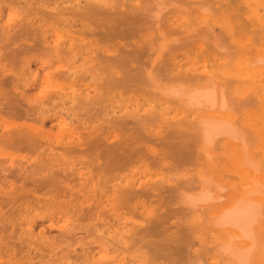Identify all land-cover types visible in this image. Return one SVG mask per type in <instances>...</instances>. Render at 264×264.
I'll return each instance as SVG.
<instances>
[{
  "label": "bare ground",
  "instance_id": "bare-ground-1",
  "mask_svg": "<svg viewBox=\"0 0 264 264\" xmlns=\"http://www.w3.org/2000/svg\"><path fill=\"white\" fill-rule=\"evenodd\" d=\"M2 1H7V0H2ZM8 1L10 2L9 7H8L9 11L7 13L9 15V18L4 20V15H3L4 8L0 6V18H3L5 22L0 26V32H2L1 33L2 35L0 34V41H3L2 44L0 43V48L2 50L4 48L6 50L8 47L10 48L12 42L14 41L13 39L15 40L20 39V41L25 39V42L20 43V41L18 42L17 40L16 44L18 45V48H16L15 50H11L12 51L11 56H9L10 54L8 56H6L5 53L1 54L2 51L0 49V86H5L6 84L8 85L9 82L14 83L16 80L20 81V84L18 86L16 85L13 86V88H16V90L19 88V86H21V84L23 85L24 88L27 86H35V87L37 86L38 87V85L43 87V85L47 86L51 84L54 88L57 89L56 90V93H58L57 96H60V97L52 98L51 100L52 103L55 104L57 100L58 101L60 100L61 102V103L56 104L53 110H56L58 107H60L61 110L64 111V112L60 110L55 111L54 115H55V118L57 119L56 122L58 123V120H59L62 123H66L67 126L65 129L63 128L60 129L58 133L56 134L50 133L49 131H44V129L42 130V132L39 133V137L42 139H47V141L55 139V142H58L61 144L60 147L62 148L63 152L61 151V153L59 152L60 154H58V152L56 151H60V150H56L57 147L55 148L49 143V147L47 148L51 150V153L50 152L45 153L43 151L44 157L41 158V160L39 159V161L38 159L34 161L36 164L34 163L32 165L31 163V165L26 166L25 164L20 163L17 166H14V164H11L7 167L1 166L0 167V179L6 181L9 176H12L11 173H14L13 175H18V172L23 173L22 175L28 172L42 173L46 170H50L54 168L55 166H59V167L64 166L65 168L61 169L62 173L66 171H70L69 173L78 174V179L79 181H81L79 184L71 186L70 188H67L68 190H65L66 186L64 187L65 189H62L63 193L64 192L67 193L68 191L69 194L67 195L69 197L75 196V199L67 200L66 196L62 197V199L64 200L61 201V204L63 203L64 206L66 205V207L69 206L72 211L70 212L68 211L66 213V215L64 216V220H63L65 224L60 225L59 227L60 228L69 227L68 230H71L70 228L72 227H74L72 229H77L79 227V225L77 224L75 225V222L74 223L69 222V219L67 217V215L69 216V213L73 214L72 216L74 217L79 216V214H81L80 216L84 217L85 221L86 219L93 220L92 223L96 220H104L105 223H103L102 226L95 225L93 223L95 225V226L93 225L94 230L96 231V233L99 232V234H96V235L94 234L97 239L91 244H94V243L98 244V246H100L101 249H103L104 251L108 253L109 257L106 258L104 262L95 260L92 257L91 247L88 246L89 243L85 241H78L77 244H79V248L81 250H79L80 252H77V250H75L76 251V255H75L76 263L80 261L79 264H141L144 261V258L146 256L145 252L139 251L143 247V245H140L142 243L141 241L143 240L141 239V236H140L143 230L138 229L139 225L137 226L135 222L128 223L129 221L128 222L124 221L119 226L117 223L121 221L120 218L122 217L119 214V210L125 207H128V210H129L130 209L129 206L133 200H138V199H157V200L164 199L165 200L164 195L166 193L179 191L181 194V201L183 203L181 208H183L182 210L187 211V216H189V214H191V216L199 215L198 218H200L204 213H206L205 214L206 216L208 215L207 216L208 221L207 220H204V221L209 222L213 229L214 233L211 235L212 245L210 247H206V246L203 247L201 243L200 248L201 249L204 248L203 250L206 252V254H211L210 256L213 262H210L209 264H249V262H251L250 259L254 256L253 255L251 257L254 251V248L256 247L255 250L258 249L256 245L259 244V241H260L259 236L264 235V171L260 169V167H262L259 165L262 163L261 160H260L261 163L259 164L255 163L250 156V153L247 148V144L245 142V136L243 135L244 133H242L236 125L237 124L236 122L238 120V116L236 112L239 111L238 106L240 108V106H243L244 104L246 105V103H243L242 105L240 103H242V100L245 99V96L247 94L250 95V93L248 92L256 91L254 102L255 104L260 105L261 107L260 109L262 113V123L263 124L260 128H255L254 131H255L256 136L260 137L259 146L258 147L256 146L257 154L259 156H263L262 161L264 164V86H261V84L264 83V54L259 53L257 55V58L253 59L247 53L250 49V45L248 47L247 45L242 44L240 42V44L242 45L240 44L234 45V47L237 48L236 56H240V57L239 58L232 57L228 55L227 52L226 54L224 51L223 47H225L226 43L223 47H219V44H217V41L215 40L214 46L209 47V45L211 44L207 43L209 42L207 41V39L210 38L209 35H211L212 32H209L211 33V34L208 33L209 35L208 34L202 35L201 33L202 36L200 40L198 39V37H197L198 40L197 39L193 40L195 41V47H197L202 52H205V53L207 52L208 53L207 55L215 57V61L217 63L215 65L212 64L214 65V67H211L212 69H208V66L205 64L204 67L200 68L201 70L198 68H189L186 71L185 70L183 71L182 66L176 63H172L173 68L165 69V68H168L167 65H165V64H168V60L167 61L165 60L167 63H164V64H163L164 60L160 63H157V59H152V58H150V60L148 61L142 60V53L144 52V49H146L145 46H142L143 43L138 44L137 46L134 47L133 51H130L128 53H125L124 51L119 50L120 52L118 53V56L111 55L110 49H105V47H100L102 45L101 43L103 44L105 43L104 39L108 41V42L106 41L107 43H110L112 40H117L120 37H122L125 32H134L136 28L140 26V25L137 26V23L139 21H136V20H140V18L143 16L142 11L144 12V10H146L145 8H143L144 10L142 9V11L138 14L139 9H140L139 6H130L128 5L127 2L120 3V1L122 0H25L23 3H22V0L21 2L20 1L16 2L13 0H8ZM222 1L223 0H214V1L213 0H193V2L190 4L193 6H196L197 10L200 11L201 13L200 18L202 19L200 23H206L207 19H209L210 21V18H211L207 16V13H209L210 11V9H208V6L210 7V5L213 4L212 2L222 3ZM232 1L235 2L236 0H229V2L233 4ZM239 1L243 2V5L245 3L246 7L250 10V14L248 15V18L251 20L252 25L253 26L258 25L259 27L258 29H252V32L258 34L260 39L263 40L264 39V27H263L264 25H263L262 19H264V17L261 18L258 15V11L254 8L255 6L252 2L251 3L246 2L245 0H239ZM239 1H237L238 4H239ZM220 5L222 6L223 4H220ZM224 6L225 5H223V7ZM229 6L230 4L228 5L227 8H229ZM172 8L174 7L172 6ZM212 8L214 9V7ZM235 8L236 7H234V9ZM157 9H158L157 11L156 9L154 10L156 12L152 11V13L151 12L150 13L156 14V15L158 14L160 17L159 13L162 11V8H160L161 11L159 8ZM221 9L222 7H219L217 9L218 11L216 10V12L219 14L221 11V14L223 17V14L228 13V9L227 10L226 9L221 10ZM179 11L181 12L180 9ZM184 12L186 13L187 11H183L181 12V14H184ZM190 12L196 13V11H191V9H190ZM190 12H187V13H190ZM231 16L232 15H229V17L224 16L222 18L223 20L222 22L223 24H225L224 27L226 28L227 31H232L235 28L232 23L234 21H232L233 18ZM155 17H158V16L154 15L153 18ZM145 18L147 19V16ZM155 19H152L149 22L151 21L154 22ZM211 19H213V17ZM191 21H192L191 23L189 21L190 24L185 23V25L188 26L189 29H192L193 25L191 26V24L192 23L194 24L193 19ZM209 21H208V24H210ZM251 22L249 24H251ZM234 23L236 24V21ZM155 24L159 25L157 21H155ZM173 25L175 24L173 23ZM197 25H200V24L196 23L195 26ZM126 26H129L127 31L124 30ZM148 27L150 28L151 26H148ZM158 27H161L162 29V26H158ZM29 28L33 29V33H30V32H28L29 34L26 33L27 29L29 30ZM212 28L213 26L211 27V29ZM236 29L238 30V27ZM21 31L24 32V34L22 36H19V33ZM165 32L163 33V32L158 31L157 34L155 32L156 36H154L152 39H150L147 42L149 45H151V47L148 48L149 52H154V54H158V52H160V50L163 48L162 46H164L162 45V41L166 40L167 37H169L168 35H171V32H169L168 35H166ZM172 32L178 33L177 29L176 31L172 30ZM185 33H187L188 37H191V38L198 35L196 31H195V35L193 34V36H192V33L190 32H183L182 35H184ZM86 35L94 37L93 40H96V38L99 37L101 45L97 46L96 48H93V46L96 45L94 42L90 43L91 47L89 44H87V46L79 45L77 42L79 41L83 42L85 40ZM260 39H258V41H261ZM6 40L8 41L11 40L10 46H9L8 41ZM4 41L7 43L8 47H5L6 43H4ZM252 43H256V42H252ZM258 43H261V42H258ZM166 44L167 43H165V45ZM256 44L254 45L256 46ZM1 45H4V46H1ZM260 45L262 46L263 44H260ZM88 46L90 47V50H87L89 49ZM83 47L85 48L82 49ZM229 47H232V46H229ZM99 49L102 50V53L101 54L99 53L93 56V54L96 53ZM26 51L28 53L31 51H37L39 53L36 55V58L40 63V69L36 73H34V71L31 68L32 67L31 63L33 62H31L30 58L22 56V54ZM233 56H234V53H233ZM50 57H52V59L49 60ZM182 59L184 60V58ZM6 60H8L7 63H10V64L11 62L12 63L14 62V64L19 62L21 65V68L19 69V71L18 72L15 71L16 69H14L12 66L8 68L10 65H7ZM158 64L160 65L162 64L161 67ZM157 66L160 67L159 68L160 70L158 69ZM14 67L17 68L16 66ZM52 67L57 68L55 72L56 74L53 76L55 78V81L51 80L52 75L54 74L50 72V69ZM162 67L164 68V70H162L163 69ZM40 70H42V72H40ZM10 72L14 76L12 77L13 79L7 77L8 73ZM138 80L144 81L146 84L145 85L146 89L144 90L150 93V95H152L154 98L158 99L159 104H160L158 105V108L154 110L146 111L142 109L143 107H140V104H138L137 106L134 105L135 107H133L132 110H129L128 108L121 109L120 115H118L119 110H117L111 104H110V107L111 106L112 107L110 110H107L108 107L106 108V106L104 108V103H105L104 101H106L108 96L110 98V95L111 93H113L114 90H120L124 88L129 89L132 86L133 91H134V88L136 87ZM227 80H232V82L234 83L236 82L238 84L239 82H244V81H247V82L250 81L252 83V85L251 86L249 85L248 88L245 89L244 86H242L243 87L242 89L244 90L242 89L236 90L234 94H231L232 96L234 95L233 98L235 97V100H236L235 105L229 103L230 101L228 100V95L230 94H227L226 88H225V85L227 84L225 83V85L223 86V82ZM256 82L259 85L254 87ZM133 83H135L136 85L133 86L132 85ZM41 87L40 88L38 87V89H41ZM139 87L140 86L137 87V90L143 91L142 89L143 87L142 88H139ZM229 89H232V88H229ZM259 92H262V94H259ZM4 93H2L3 97L0 100V105H7L6 110L12 111L13 110V107L11 105L12 103L7 101L6 94ZM46 95H44V93L40 94V96H38L35 100V101H40L39 102L40 109H42V111L41 112L39 111L40 112L39 114H40V118L44 125H45V120H48V118H50L49 113L50 112L52 113V110H50V107H48L49 102H46L44 100V97ZM249 95L246 96V99H245L246 102L248 101L247 98L248 97L251 98L250 96H252L253 94L250 96ZM20 96L23 97L25 100H28V101L31 100L29 98V95L26 89H23V91L20 92ZM67 97L69 98L65 99ZM252 100L253 99L251 100L249 99L250 102H252ZM254 102H252V104H249V103L247 104L254 106L255 105L253 104ZM107 103H105V105ZM167 104L168 106L162 107ZM68 105L70 106L67 107ZM173 105L178 106L182 111H184V113L186 114L185 116L186 120L191 119L190 121L187 120L188 122L186 123L188 124L190 129H193V128L196 129V132H197L196 135H194V133H191V134L189 133L191 137H193V141L189 138L187 141L176 142V133H180V134L181 132L183 133L182 130L184 128L182 129V126H183L182 124L185 123V120H180L176 122V121H172L173 119L171 120L165 117L164 111L169 110L171 106L173 107ZM87 106H89V108L90 107L92 108H90V110L87 112L86 115H88L90 111L94 110L95 106L100 107V109L95 110V112L98 111L99 114L102 115V117L98 119V121H103L102 125L96 126V125H93L94 121L92 122V121L87 120V118L89 119L92 114L86 118V117H81L77 113L79 109L82 110L83 107H87ZM143 106L145 107L144 104ZM76 122H78L79 126L75 125ZM86 123H88V126L82 127ZM163 124H168V126L164 127ZM260 124L261 123H259V125ZM81 130L88 131L87 137H85V140H90L91 138L89 143H83L85 140L82 139L81 137L82 136L80 134ZM28 131H11V130L3 131L0 128V142L3 143L4 145L5 143L6 144L15 143L19 145L24 144V143L25 144L31 143L32 139H34L33 138L34 134L33 136H31L32 133H29ZM117 131H125V133L130 132V136L128 139H126L127 138L126 137L125 138L126 140H123L121 138L120 140L122 141L121 142L118 141L119 143L110 144L111 140L109 138V135L114 134V132H117ZM184 131L186 132V130ZM198 132H200V134ZM36 139L38 138L35 137L34 140ZM138 141H142L146 147L148 146V143H155L158 141L160 142L161 145H164L165 147L169 148L172 151V153L176 152L177 154H181V153L184 154V151L182 149L183 148L187 149L191 145H195V146L201 145L202 152L205 154H209L210 149H212V148H209L210 146H212L213 144L222 143L225 146V148H228L233 153V158L231 160L234 163V167L236 171L235 174L239 177L240 183L237 185H232V184L225 185L226 184L225 182V184L223 185L222 183L223 180L221 178L220 180L217 176L216 177L214 175L206 176L204 174L195 175L194 173H193L194 175L190 176L189 178L183 181L177 180L176 178L163 177L162 179L158 181L151 182V181L144 180L142 177L135 178L133 176L132 179H129L126 177L127 180L125 179L126 181L124 180L125 181L124 183L119 182V183H114L113 185L111 184L112 181L105 182L104 180L105 183L103 184L95 182V178L92 173H99V174L102 173L103 174L105 171H106L105 173H107L108 170L110 169L114 170L119 167L121 168V165L129 162L135 154L134 153L135 151H134L130 155V153L133 150H135V148L132 146H134ZM35 143L36 141H34L33 144L35 145ZM41 143L43 144V142ZM85 146H87L88 149H91V147L92 149L101 148L102 151L99 149L101 151L100 154L98 153L94 154L93 152L94 156L90 158L89 160H78L80 156H77L76 158L68 156L73 153L78 154L79 152L83 151L81 149L82 147H85ZM129 146L131 147L129 148ZM216 146H219V145H216ZM216 146L214 147L215 149H217ZM151 151L154 152L156 155L155 150H151ZM90 154H92V152ZM173 154L175 155V153ZM101 160L103 161L101 162ZM54 162H57V164L53 165ZM82 168L87 169L88 172H84ZM16 172L17 174H15ZM87 173H90V174L88 175ZM32 175H29L26 178L27 186H28V183L30 182H31L30 185L32 184L33 179H31L30 182L28 181L29 177L31 178ZM49 178L50 177H48V179H46L47 181L45 182H48V180L50 181L51 178L50 179ZM35 179L34 180L36 181V183L39 182L38 181L39 178H35ZM63 181L64 180L62 179V181L60 182L57 181V183L59 184ZM52 182L54 181H52L51 179V183ZM24 183H25V179L22 184ZM227 183H232V182H227ZM21 186L22 187H19L17 189H11L9 192H5V193L3 191H0V209L1 210L4 209V207L10 206V208L15 207L14 211H16L17 208H21L24 206V200H26V198L30 195V192L32 193L33 191H31L30 187H29L30 191L27 190L28 187L26 186V183ZM39 186H41L40 189L45 188L44 186L42 188V185H39ZM51 186L52 185H50V187ZM58 188L60 190L63 187L61 188L58 187ZM45 189L48 190L47 188ZM52 198L53 197H51V199H49L48 201H51ZM32 199L35 200L36 198L34 197ZM77 199H79V201H82L81 203L82 205L79 208L77 206V203L75 202V200ZM34 200L32 201L34 202ZM40 200H37V201H40ZM89 201H92L93 204H89V206L85 208L83 204ZM30 205L28 204L26 206V207L28 206L30 207L29 209L26 208V211L31 212V210L35 208L32 205L33 207L31 209ZM160 205H159V208H160ZM101 206L104 207L103 209H106V212H105L106 214L103 211L99 210ZM181 208H180V211H182ZM166 209L167 208H165V210ZM168 211H166L167 214L170 212ZM171 211L173 212V210ZM15 213L17 214V211ZM182 213L184 214V212ZM16 214L13 213V215H16ZM167 214L163 212V214L156 215L157 222L154 221L156 223V226L154 223V226L156 227V228L154 227L155 230H157V226L159 227V225H161L163 221H165ZM17 215H19V213ZM24 215H26L25 212H24ZM144 215L150 216L151 214L144 213ZM179 215L182 216L180 212L178 216ZM175 216H176V211H175ZM8 217H9V214H8ZM13 219H15V217ZM58 219H59L58 221H61V218H58ZM7 221H9V219ZM13 221L14 220L11 219L9 222H4V221L1 222L0 223V233L8 231L12 228L15 229L20 226L22 229L25 228L24 230L28 232L34 231V227L36 224L35 220L28 222L26 225H22V224L18 225L17 223ZM81 222H84L83 218ZM53 223L54 222L51 220L50 227L54 226ZM104 226L106 228L102 229V227ZM149 228L151 229V227ZM149 228H148L147 234L151 233ZM151 230L153 232V229ZM143 233H146V231ZM176 236L179 238L177 239L176 237L178 241L173 240L174 246L172 244H169V246L168 244L167 245L164 244L165 238H169L167 235V237L163 238L164 240L161 241L164 244L163 247L159 249L167 250V251L168 250L171 251L170 249H172L173 251V249H176L175 245L179 243L180 239L182 240L181 242L183 244L187 242V241L184 242L183 240L184 236H181L182 238L178 235ZM144 237H147V236H144ZM173 237H174L173 239H175V236ZM1 239L2 238H0V250L11 252L14 256H18L17 252L13 248L14 245L10 244V242L2 243ZM166 241L169 242L168 239ZM144 242L145 241H143V244ZM154 242L155 243L158 242L159 244V241H154ZM181 242H180V245L179 244L177 245V247L180 246L178 247L177 251L174 250V252H177V253L173 252L174 256H178L177 254L179 250V253H180L179 256H181V259L180 257L178 258L180 259V261L179 259L172 260V257L171 259H167V261L171 260V261H176V263L177 262L181 263V260L184 259L182 254L184 255L185 253L181 254V252H187L188 250L183 251L184 247H182L183 245ZM149 245H153V243ZM193 245H195V243H193ZM198 245L199 244L197 243V246ZM164 248H167V249H164ZM181 248L183 249L181 250ZM19 249H21L20 253L23 254V257L25 256L30 260L33 257H35L34 253L31 251L32 248L30 246H27V247L24 246V248H19ZM136 252H140L141 254H145V255L143 256L135 255ZM199 252L202 253L201 251ZM191 254H193V252L190 253L191 258L187 256L190 259H192V256H193ZM195 255H197L196 259H200L201 256L203 258V255L199 256L198 253ZM195 255L193 258H195ZM158 257H159L158 262L160 260L162 261V259H160L161 255H159ZM157 258H156V261H157ZM165 258L166 257H164V259ZM171 261H168V262H171ZM198 261L201 262V260H198ZM203 262L205 263V261ZM203 262L201 264H203ZM255 264H264V242L260 245V250L258 253V257L255 260Z\"/></svg>",
  "mask_w": 264,
  "mask_h": 264
},
{
  "label": "rangeland",
  "instance_id": "rangeland-1",
  "mask_svg": "<svg viewBox=\"0 0 264 264\" xmlns=\"http://www.w3.org/2000/svg\"><path fill=\"white\" fill-rule=\"evenodd\" d=\"M0 1H1L0 2V6L4 8V14L3 15H4V20H5V19L9 18V15L7 13L9 11L8 7H9V3L10 2L8 0H7L8 2L7 1H2V0H0ZM13 1H16V2L20 1L21 2V0H18V1L17 0H13ZM24 1L25 0H22V3ZM184 1L183 0H172V1L171 0H146V1L145 0H122V1H120V3H126L127 2L128 5H130V6H139L140 9H139L138 14L142 11L143 8H145L146 10L148 9L147 11L143 9L144 10V12L142 11L143 16L140 18V20H136V21H139V22L141 21L140 23L139 22L137 23V26L140 25V26L137 27L138 30L136 28L137 31L135 30L134 32H125L124 35L122 37H120L119 39L112 40L113 42L110 39V41H111L110 43H107L108 41L106 39H104L105 43L104 44L101 43L102 45L100 44L99 37H97L98 39L96 38V40H93L94 37H91L89 35L85 36V40L83 42L79 41L77 43L79 45H83V46H87V44H89L90 47H91L90 43L94 42L96 45L93 46V48H96L97 46L101 45L100 47H105V49H110L111 50V52H110L111 55H116V56H118V53L120 52L119 50H122L125 53H128L130 51H133L135 46H137L140 43H143L142 46L146 47V49H144V52L142 53V60L143 61H148V60H150V58L157 59V63H160L163 60L164 61L168 60V64H165V65H167L168 68H165V66H164L165 69L173 68L172 63H176V64H179L180 66L183 67V71L184 70L186 71L189 68H198V69H200V68L204 67L205 64L208 66V69H212L211 67H214V65L217 63L215 61V57L214 56L207 55L208 54L207 52L205 53V52L200 51L197 47H195V41H193L194 39H197V37L200 40V38H201V36L203 34H208L209 32H212V34L209 33L211 35L208 34L210 36V38L207 39V41H209L207 43L211 44V45L208 44L209 47L210 46L211 47L214 46L215 40L217 41V44H219V47H223L225 45V43H226L225 47H223L224 51H225V53L227 52L228 55H230L232 57H236V58L240 57V56H236L237 55L236 54L237 48L234 47V45L240 44V42L242 44L247 45L248 47L250 45V49L248 48L249 51L247 53L249 54V56L251 58H253V59L257 58V55L259 53L264 54V42H263L264 39L263 40L260 39L258 34L252 32V29H258L259 27H258V25H254V26L252 25L251 20L248 18V15L250 14V10L246 7L245 3L243 5V2H241L239 0H236L235 2L232 1L233 4L231 2H229V0H223L222 3H220V2L219 3L212 2L213 4H211V5L209 4L210 7L208 6V9H210V11H209V13H207V16L209 18L213 17V19L210 18V21H209V19H207L206 23H200L202 21V19L200 18V15H201L200 11L197 10L196 6H193V5L190 4V3L193 2V0H184ZM237 1H239V4H238ZM245 1L246 2H250V3L252 2L254 4V6H255L254 8L258 11V15L261 18L264 17V0H245ZM176 2H178V3H176ZM83 3H85V2H83ZM186 4H188V5H186ZM220 4H223L225 6L223 7V5L221 6ZM229 4H230V6H229V8H227ZM172 6L174 8H172ZM231 6H232V8H231ZM212 7H214V9ZM219 7H222L221 10H225V9L227 10L228 9V13L223 14V17L224 16L225 17H229V15H232L231 16L233 18L232 21H234V22L236 21V24L234 22H232L234 27H235V28L233 27L235 31L234 30H232V31H227L226 30V28L224 27L225 24H223V22H222L223 21L222 20L223 17H222L221 11H220L219 14L216 12V10ZM234 7H236V8L234 9ZM243 7L244 8L246 7V8L244 9ZM157 8H159V9L162 8V11L160 9L162 14H161V12L159 13L160 17H159L158 14L157 15L156 14H151L152 11H154L155 9L157 11L158 10ZM241 8H243V9H241ZM179 9L181 10V12H183V11L190 12V9H191V11H196V13L195 12H190V13L186 12L187 13V15H186V13L184 12V14H181ZM163 10H164V12H163ZM156 11H154V12H156ZM151 15H152V17H151ZM154 15L158 16V17H155L156 18L155 19V18H153ZM233 15H234V17H233ZM241 15H242V17H241ZM146 16H147V19L145 18ZM191 18L193 19L194 24L192 23L191 26L193 25V27H192V29H189V27L186 26L185 23L190 24L192 22ZM220 18H221V20H220ZM235 18H236V20H235ZM152 19H155L154 22L153 21L149 22ZM4 20H3V18H0V26L3 23H5ZM159 20H160V22H159ZM262 20H263V25H264V19H262ZM155 21H157L159 23V25L155 24ZM189 21H190V23H189ZM208 21L210 22V24H208ZM250 22H251V24H249ZM173 23L175 25H173ZM196 23L197 24L199 23L200 25L195 26ZM211 25L213 26L212 29H211V27H212ZM148 26H151V27L149 28ZM158 26H162V29H161V27H158ZM128 27L129 26H126V28L124 30L127 31ZM237 27H238V30L236 29ZM176 29H177V31H178V33L180 35L177 32H174V33L172 32V30L176 31ZM215 29H216V31H215ZM165 30H166V32H165ZM158 31L159 32H163V33L165 32L166 35H168V33L171 32V35H168L169 37H167L166 40L162 41V45H164L165 47L162 46L163 48L160 50L161 53L158 52V54H154V52H149L148 51V48L151 47V45H149L147 42L150 39H152L154 36H156ZM195 31L198 33L197 36H194L195 38L194 37L193 38L188 37L187 33L182 35L183 32H190V33H192V36H193V34L195 35ZM222 31H223V33H222ZM28 32L33 33V29L32 28H29V30L27 29L26 33H28ZM155 32H156V34H155ZM220 32H221V34H220ZM1 33L2 32H0V34ZM131 33H132V35H131ZM201 33H202V35H201ZM23 34H24V32L21 31L19 33V36H22ZM218 34H220V35H218ZM50 35H51V33H50ZM214 36H215V38H214ZM19 38H21V37H19ZM258 39H260L261 41H258ZM13 40L14 41L12 42L11 46H10L11 40H9V41L6 40V41H8L9 46L12 49H10L7 46V43L4 41V43H6L5 47H8V48H7V50L4 47H2V48H4L3 50L0 48L1 51H2L1 54L5 53L6 56H8L9 54H10L9 56H11V53H12L11 50H15L16 48H18V45L16 44V41L18 40V42H19L20 39H16V40L13 39ZM23 42H25V39L20 41V43H23ZM101 42H103V41H101ZM125 42H127V43H125ZM252 42H256L257 44L256 43H252ZM258 42H261V43H258ZM0 43L2 44L3 41H0ZM165 43H167V44L165 45ZM178 44H180V45H178ZM242 44H240V45H242ZM254 44H256V46ZM260 44H263V45L261 46ZM1 46H4V45H1ZM229 46H232V47H229ZM90 47L87 50H90ZM84 48L85 47H83L82 49H84ZM131 48H133V49H131ZM98 51H97L98 53L97 52L94 53L93 56H95V55H97L99 53L100 54L102 53L101 49H99ZM8 52H10V53H8ZM233 53H234V56H233ZM37 54H39L37 51H31L29 53L26 51V52H24L22 54V56L30 58L31 62H33V63H31V66H32L31 68L34 71V73H36L40 69V63H39V61L36 58ZM181 54H182V56H181ZM159 55H160V57H159ZM182 58H184V60ZM50 59H52V57H50L49 60ZM169 59H171V60H169ZM164 61H163V64L167 63L166 61L165 62ZM7 62H8V60H6V63ZM11 64L7 63V65H10L8 68H10L12 66L14 69H16L15 71H17V72L21 68V65H20L19 62L16 63V64H14V62L13 63L11 62ZM13 64L17 68H15L13 66ZM212 64H214V65H212ZM158 65L161 67L162 64L161 65L158 64ZM160 67H158V69ZM164 68L162 70H164ZM56 70H57L56 67H52L50 69V72L54 73L52 75V78H51L52 81H55V78L53 76L56 74L55 73ZM40 72H42V70H40ZM7 77L13 79L12 77H14V76L10 72V73H8ZM135 83H133L132 85L133 86L136 85ZM225 83L227 85H225ZM19 84H20V81L16 80L14 83H10L9 82L8 85L6 84L5 86H0V100L3 97L2 93H4V91L6 90L5 93H4V94H6V99H7V101L12 103L11 105L13 107L12 111H8V110H6L7 105H0L1 106L0 107V128L3 131L4 130H9V131L10 130L11 131H28L29 130L28 132L32 133L31 136H33V134H34V136L36 138H38V139L34 140L35 137L33 136L34 139H32V142L34 143V141H36L35 145L32 142L31 143H26V144L24 143V144H20V145L19 144H15V143H13V144H11V143L10 144H6L5 143V145H4L3 143L0 142V167L1 166L2 167H7V166H9L11 164H14V166H17L20 163H23L26 166L31 165V163L33 165L35 163L34 161H36L37 159L39 161V159L41 160V158L44 157L43 156L44 152L45 153H49V152L51 153V150H49L47 148V147H49V143L53 147H55V148L57 147L56 150H60V151H56V152H58V154H60L61 151H62V148L60 147L61 144L58 143V142H55V139L47 141V139H42V138L39 137V133L42 132L43 129H44V131H49L50 133L56 134V133H58V131L60 129H62V128L65 129L66 126H67L66 123H62L59 120H58V123H57L56 122L57 119L55 118V115H54L55 111H59L60 110V111L64 112L63 110H61L60 107L57 108L58 110L57 109L53 110L54 107L56 106V104L61 103L60 100L59 101L57 100L55 104L52 103V101H51L52 98L60 97V96H57L58 95V93H56L57 89L54 88L51 84H49L47 86L43 85L44 88L38 85V87L39 88L41 87V89H38L37 86L36 87L35 86H27V87L24 88L22 84H21L22 87L19 86V88L17 90H16V88H13L14 85L18 86ZM237 84L238 83H236V82L235 83L232 82V80H227V81L223 82V86L225 85L227 94H230V95H228V100L230 101L229 103L233 104V105L236 104V100H235V97L233 98L234 95L232 96L231 94H234L236 90H241L243 88L242 86H244V88L246 89V88L249 87V85L250 86L252 85V83L250 81H248V82L247 81L239 82L240 85L239 84L237 85ZM145 85L146 84H145L144 81L138 80V83H137V85L135 87L136 89L134 88V91H133V87L132 86H131L132 89L131 88H129V89L128 88H124V89H120V90H114L113 93H111V95L109 94L110 98H109V96H108L107 99L104 98V99H106V101H104V102L105 103L108 102L106 105L104 103V108L106 106V108L108 107L107 110H110L111 107L113 106L117 110H119L118 111L119 112L118 115H120V113H121L120 110L121 109L128 108L129 110H132L133 107L137 106L138 104H140V107H143L142 109L146 110V111L154 110V109L158 108V105H160L158 99L154 98L152 95H150V93H148V92H146V90H144V89H146ZM258 85L259 84L256 82L254 87H256ZM138 86H140L139 88L143 87L142 88L143 91L137 90ZM261 86H264V83H262ZM229 88H232V89H229ZM23 89H26V91L28 92L29 98L31 99L30 101L25 100L23 97L20 96V92H22ZM37 89L40 90V91H38ZM242 90H244V89H242ZM43 93H44V95L47 94L44 97V100L46 102H49L48 107H50V110H52V113L51 112L49 113V117L50 118H48V120H45V125L43 124V122H42V120L40 118V114H39L42 111V109H40V103H39L40 101H35L36 98L38 96H40V94H43ZM248 93H250V95H252V94L253 95L250 96L249 94H247L246 96L249 95L251 97V98L248 97L247 100L249 101V99L250 100L253 99L252 102H254L256 91H249ZM259 94H262V92H259ZM246 96H245V99H246ZM68 98L69 97H67L65 99H68ZM245 99L242 100V103L239 102L241 105L243 103H246V105L244 104L243 105L244 107L240 106L241 109L238 106V110L239 111L237 110L238 112H236L237 116H238V120H237V122L236 121L235 122L237 123L236 125L240 129V131L242 133H244L243 135L245 136V142L247 144V148H248V151L250 153V156H251L252 160L255 163H258V164L262 162L259 165L262 166V167H260V169L262 171H264V166H263L264 164H263V161H262L263 156H259L257 154V147L259 146L260 137L256 136L255 131H254L255 128H260L262 126V124H263L262 123V113H261V109H260L261 107H260V105L255 104V102L253 103V104H255L254 105L255 107L253 105H249V104H252V102H250V101L246 102ZM247 103H249V104H247ZM110 104L112 105L111 107H110ZM143 104L145 105V107L143 106ZM153 104H154V106H153ZM69 106L70 105H68L67 107H69ZM165 106H168V104L164 105L162 107H165ZM98 107L99 106H95V109L92 110L94 113L92 111H90L88 113V115H86L87 112L90 110V108H92V107L89 108V106L83 107L82 110L79 109L77 111V113L81 117H86V118L92 114L89 119L87 118V120L92 121V122L94 121L93 125L100 126V125L103 124V121H98V119H100L102 117V115L99 114L98 111L95 112V110H99L100 109V107L99 108ZM164 113H165V117H167L168 119H171V120L173 119L172 121H176L177 122V121H180V120H185V123L182 124L183 125L182 129L184 128L182 130L183 133L182 132H181V134L180 133H176V142H178V141H187L189 138L193 141V137H191L190 134L194 133V135H196L197 132H196L195 128L190 129V127L186 123V122L190 121L191 119H189V120L187 119L188 121L186 120V118H185L186 114L184 113V111H182L178 106H174L173 105V107L171 106V108L169 110L164 111ZM82 114H83V116H82ZM239 114H240V116H239ZM258 122L261 123V124L259 125ZM75 125L79 126L78 122H76ZM163 125H164V127L168 126V124H163ZM87 126H88V123H86L82 127H87ZM184 130H186V132ZM193 130H195V131H193ZM87 133H88V131H85V130H81L80 131V134L82 135L81 136L82 139L85 140V137H87ZM198 133L200 134V132H198ZM114 134H110L109 135V138L111 140L110 144L119 143V142L122 141V140H120L121 138L123 140H126L130 136V132L125 133V131H117V132H114ZM251 134H252V136H251ZM187 136H188V138H187ZM90 140H91V138H90ZM90 140H85L83 143H89ZM41 142H43V144ZM216 145H219V146H216ZM215 146H216L217 149L214 148ZM130 147L131 146H129V148ZM132 147H134L135 150H133L130 153V155L134 151H135L134 152L135 154H134L133 158L129 162L123 164L124 166L121 165V168L120 167L116 168L117 170L116 169H114V170L110 169V170L107 171V173H105L106 171L103 174L102 173H100V174L99 173H92L94 175L95 182L103 184L106 181H112L111 184L113 185L114 183H119V182L124 183L127 180V178L132 179L133 176L135 178L142 177L144 180L151 181V182L152 181H158V180L162 179L163 177L176 178L177 180L183 181V180L189 178L190 176H192L194 174L195 175L204 174L206 176H208V175H212L213 176L214 175L215 177L217 176L219 179L221 178L223 180V182L221 181L223 183V185L225 184V182H226L225 185H227V184L237 185V184L240 183L239 177L235 174L236 171H235L234 163L231 160L233 158V153L228 148H225V146L222 143L213 144L212 146H210L209 148H212V149H210L209 154H205V153L202 152L201 145H198V146L191 145L187 149H185V148L182 149L184 151V154L183 153L177 154L176 152H173V153H175V155H174L169 148L165 147L164 145H161L160 142H158V141L155 142V143H148L147 147L145 146V144H143L142 141H138ZM45 149H46V151H45ZM99 149L101 150V148H99ZM99 149H96V148L92 149V147H91V149H88V147L85 146V147H82V149H81L83 151L79 152L78 154L77 153L76 154L73 153V154H70L68 156L69 157H75V158L77 156H80L78 158V160H89L90 158H92L94 156L93 152H94V154L95 153L100 154V152L102 150L100 151ZM151 150H155L156 151V155ZM169 151H171V152H169ZM252 151H254V152H252ZM82 152H84V153H82ZM91 152H92V154H90ZM87 153L90 154V155H88ZM210 153H211V155H210ZM260 160H261V162H260ZM102 161L103 160H101V162ZM230 161L233 163V165H232V163ZM56 164H57V162L53 163V165H56ZM62 168H65V167L64 166H61V167L55 166L54 168H52L50 170H46V171H44L42 173H30V172H28V173H25L24 175H22L23 173H19V172H18V175H13L14 173H11L12 176H9L6 181L0 179V191H3L5 193V192H9L11 189H17L19 187H22L21 185H24L25 183H26V186H27V179L26 178L29 175L33 174L31 176V178L29 177V179H28L29 182L31 181V179H33L32 180V184L30 185V183H31L30 182V183H28V186H27L28 187L27 190L30 191V189H29V187H30L31 191H33V192L32 193L30 192V195L28 194L29 196L26 198V200H24V206L21 207V208H17L16 209L17 214L19 213L20 216L15 213L16 212V211H14L15 207L14 208H10V206L4 207V209H2V210L0 209V217H1L0 218V220H1L0 223L3 222V221L4 222H9L11 219L14 220L13 222L17 223L18 225H20V224L26 225L28 222L33 221V220H35V222H36L33 232H28V231L24 230L25 228L22 229L21 226H20V227H17L15 229L12 228V229H10L8 231L0 233V238H2L1 242L2 243L10 242V244L14 245L13 248L15 249V251L18 254V256H14L11 252H6V251H1L0 250V264H77V263L79 264L80 261H78L76 263V259H75V255H76V251L75 250H77V252H80L79 250H81L79 248V244H77L78 241H85V242L89 243L88 246L91 247L92 257L95 260L104 262L105 259L109 257L108 253L106 251H104L103 249H101V247L98 246V244H96V243L91 244L92 242L96 241V239H97L95 237V235L99 234V232L96 233V231L94 230V226L95 225L102 226V224L105 223L104 220H96V221L93 222L95 224L94 225L92 223L93 220L86 219V221H85V218L80 216L81 214H79L80 217L79 216H75L74 217V216H72L73 214L69 213V216L67 215V217L69 219V222H71V223L75 222V225L77 224V225H79V227L77 229H72V228H74V227H72V228H70L71 230H68L69 227H66V228H60L59 227L60 225H64L65 224V222L63 220H64V216L66 215V213L68 211L69 212L72 211L69 206L66 207V205L64 206L63 203L61 204V201L64 200V199H62V197L66 196L67 200L75 199V196L74 197H69L67 195V194H69L68 191H67V193H65V192L63 193L62 189L66 188L65 190H68L67 188H70L71 186L77 185V184H79L81 182L78 179V174L77 173H69L70 171H66V172L62 173L61 172ZM82 169H83L84 172H88L87 169H84V168H82ZM15 174H17V172ZM87 174L89 175L90 173H87ZM55 176L59 180H57ZM48 177H50L52 179V181H54V182H52L53 184L51 183V179L50 178H49L50 181L48 180L49 183L45 182V181H47L46 179H48ZM63 177H65V178H63ZM68 177H69V179H68ZM35 178H39L40 179V180L38 179L39 182L36 183V181H35L36 179ZM24 179H25V183L22 184ZM43 179H44V181H43ZM54 179H56V180H54ZM62 179L64 181H66L68 179L69 181L68 180L66 182L63 181L64 183L61 182L62 184L61 183L58 184L57 181L60 182V181H62ZM104 180H105V182H104ZM121 180H123V181H121ZM33 181H35V182H33ZM227 182H232V183H227ZM40 183H42V184H40ZM39 185H42V188L44 186L48 190H46L45 188L40 189L41 186H39ZM50 185H52V186L50 187ZM34 187H35V189H34ZM58 187H60V188L63 187V188H61L60 189L61 191H60ZM34 190H36V191H34ZM48 191H50V192H48ZM54 196H55V198H54ZM164 196H165V200L164 199H162V200H157V199H138V200H133L132 201L133 203L131 202V204L129 206V208L131 210L130 209L128 210V207H125V208H122V209L119 210V214L122 216V217L120 216L121 217L120 218L121 221H119L117 223L119 226L124 221L125 222L129 221L128 223L135 222L137 224V226L139 225L138 229H140V230L142 229L143 232L146 231V233L142 232L141 235H140L141 239H143V240L141 241L142 243L140 242L141 244L140 243L139 244L143 245L144 248L142 247V249H140L139 251H143L146 254V256L144 258V261L141 264H169V263L174 264V263H176V261L168 260V261H171V262H168L167 259H171V257H172V260H178L179 259L178 257H180V259H181V256H179L180 255L179 250H178V254H177L178 256H174V254H173L174 250L177 251L178 247H180V246L177 247V245L178 244L180 245V242L182 241L181 239L179 240V243H177L175 245L176 249H173V251H172V249H170L171 251H169V250L168 251L167 250H160L159 249V248H162L164 244H166V245L168 244V246H169V244L173 245V240L175 241V240H177L179 238L176 235H178L180 237L184 236L183 240H184V242H186V241L187 242L184 243V244L181 242L182 245H183L182 247H184L183 251H185V250L189 251V252L187 251L188 253L187 252H181V254L185 253L184 255L182 254L184 259L182 258L183 260H181V263L177 262L178 264H198V263L201 264L203 261H205V263L203 262V264H209L210 262H213L212 259H211V256H210L211 254H206V252L203 250L204 248H202V249L200 248L201 245L203 247H205V246L206 247H210L212 245L211 244V235L214 232H213V229L211 227V224L209 222L204 221V220L208 221V217H207L208 215L206 216L205 215L206 213H204L200 218H198L199 215H192L191 216V214H189V216H187V211L182 210L183 208H181L183 203L181 201V194H180L179 191L168 192ZM34 197L36 198L35 200L32 199ZM51 197H53L52 200L48 201L49 199H51ZM40 199L43 200L44 202L41 201ZM32 200H34V202ZM37 200H40V201H37ZM77 200H75V202L77 203V206L79 208L82 205L81 204L82 201H79V199H77ZM55 201H56V203H55ZM28 204L29 205L31 204L30 205L31 209H32L33 206L35 207L33 210H31V212L30 211H26V208H28V209L30 208L29 206L26 207ZM89 204H93V202L89 201V202L83 204V206L85 208H87L89 206ZM163 204H164V206H163ZM159 205H160V208H159ZM131 206H132V208H131ZM141 206H143V207H141ZM103 208L104 207L101 206L99 210H101V211H103L105 213L106 209H103ZM165 208H167V209L165 210ZM180 208H181L182 211H180ZM20 210H22V211H20ZM37 210H39V211H37ZM171 210H173V212ZM174 210L176 211V216H175V211ZM11 211L12 212L14 211L13 213L16 214V215H13V213ZM166 211H168L169 213L167 214ZM22 212H23V214H22ZM24 212H25L26 215H24ZM163 212L165 214H167V217H166L165 221H163V223L161 225H159V227L157 226V230H155L156 223L154 221L157 222L156 215L163 214ZM179 212L182 214V216L179 215L180 217L178 216ZM182 212H184V214ZM27 213H29V214H27ZM144 213H150L151 215L150 216H148V215L146 216V215H144ZM8 214H9V217H8ZM169 215H171V216H169ZM183 215H184V217H183ZM174 216H175V218H174ZM14 217H15V219H13ZM7 218L9 219V221H7L8 220ZM58 218H61V221H58L59 220ZM82 218H83L84 222H81ZM190 218H192V219H190ZM51 220L54 222L53 223L54 224L53 227H50ZM151 220H153V221H151ZM182 220H184V221H182ZM96 222H98V223H96ZM154 223H155V226H154ZM204 225H205V227H204ZM171 226H172V228H171ZM82 227H83V229H82ZM149 227H151V229H153V232H152V230ZM206 227H207V229H206ZM87 228H88V230H87ZM105 228H106L105 226L102 227V229H105ZM148 228H149V230L151 232L149 234H147L148 233L147 232ZM158 228H160V229H158ZM181 229H182V231H181ZM12 230H14V231H12ZM188 230H189V232H188ZM194 230H196V231L198 230L197 231L198 233L196 231H194ZM167 235H168L169 238H165V237H167ZM144 236H147V237H144ZM173 236H175V239H173L174 238ZM138 237H139V235H138ZM176 237H177V239H176ZM163 238H165V242H166V243L164 242V244H163V242H161L162 240H164ZM149 239L152 240V241H150ZM167 239H168L169 242L166 241ZM153 240L154 241H159V244H158V242L155 243ZM259 240H260L259 244L256 245L258 247V249L255 250L256 247L254 248V251H253V253L251 255V257L254 255L253 256L254 258L252 257L250 259L251 262H249V264H251V263L255 264V260L258 257V253H259V250H260V245L264 242V235L263 236H259ZM143 241H145L144 242L145 245L143 244ZM151 242L153 243V245H149V244H152ZM188 242H190V243L192 242L191 243L192 245L190 243H188ZM193 243H195L196 246L193 245ZM197 243L199 244L198 246H197ZM158 245H160V246H158ZM21 246H23V247H21ZM24 246H26V247L30 246L32 248L31 251L34 253L35 257H33L31 260L28 259L25 256H24L25 257L24 258L23 254L20 253L21 249H19V248H24ZM139 246H137V247H139ZM191 246H192V248H191ZM193 246H195V247H193ZM151 249H153V250H151ZM164 249H167V248H164ZM182 249L183 248H181V250ZM191 251L193 252V254H191V255H193L192 259H190L191 258L190 257V253H192ZM199 251H201L202 253H200ZM174 253H177V252H174ZM197 253H198L199 256L203 255V258L201 256L200 259H196L197 255H195V254H197ZM145 254H141L140 252H136L135 253V255H141V256H143ZM97 255H98V257H97ZM159 255H161V257H160V259H162V261L160 260L161 262L160 261L158 262V259H159L158 256ZM185 255H186V257H185ZM194 255H195V258H193ZM187 256L190 257V258H188ZM152 257H154V258H152ZM164 257H166V258L164 259ZM156 258H157V261H156ZM175 258H177V259H175ZM186 258H188V259H186ZM20 259H21V261H20ZM180 259H179V261H180ZM198 260H201V262L198 261Z\"/></svg>",
  "mask_w": 264,
  "mask_h": 264
}]
</instances>
